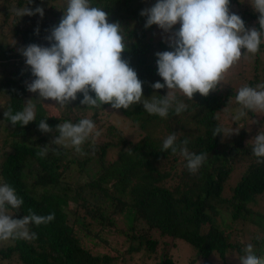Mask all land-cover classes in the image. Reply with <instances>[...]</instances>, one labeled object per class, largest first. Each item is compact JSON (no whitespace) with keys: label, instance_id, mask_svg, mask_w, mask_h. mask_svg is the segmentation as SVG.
Instances as JSON below:
<instances>
[{"label":"trees","instance_id":"1","mask_svg":"<svg viewBox=\"0 0 264 264\" xmlns=\"http://www.w3.org/2000/svg\"><path fill=\"white\" fill-rule=\"evenodd\" d=\"M91 3L108 13V22L123 26L127 50L122 56L142 81L144 98L166 95V88H152L156 82L163 83L157 74L155 54L173 49L155 38V25L145 27L147 17L140 15L144 9L128 11L129 0ZM155 3L151 0L149 8ZM54 5H60L59 15L51 13ZM24 6L33 11L42 8L43 17H17L15 9ZM66 7L67 0H32L30 4L27 0H0V21L9 29L2 36L6 46H0V183L10 184L24 201L19 211L10 209L13 218L27 215L29 208L37 215L55 213L48 224L29 226L37 234L36 240L0 242V262L181 264L182 242L194 254L185 264H240L249 243L254 254L264 258V236L241 243L235 228L237 223L247 222L264 232V215L250 209L264 196V163L258 164L252 152L254 137L264 132V113L249 111L238 121L232 119L236 112L231 113L230 128L261 127L248 134L247 141L240 127L228 140L224 141L221 134L213 136L214 129L222 126L218 113L232 102L237 104L238 89L264 84V43L252 56L251 72L238 74V87H219L207 97L197 93L192 101L177 95L187 105L179 115L173 110L167 118L150 115L139 103L130 110L112 109L110 105L88 109L80 104L82 94L60 108L27 90L35 77L21 51L31 44L50 47L53 42L47 37L58 26ZM232 9L246 28L259 30V13L250 0H230ZM258 59L260 67L255 65ZM30 99L36 104V120L23 127L12 125L4 112L9 107L13 113L21 111ZM113 110L136 128L133 140L113 124L104 123L99 126H105V141L86 142L82 146L85 155L52 143L59 123H77L83 118L96 123ZM42 119L53 132L39 130ZM171 134L177 136V145L187 140L189 152L205 154L197 172L189 171L179 150L175 154L170 149L161 151ZM45 146L49 151L41 157L38 153ZM71 166L76 168L74 174H66ZM228 258L233 263H228Z\"/></svg>","mask_w":264,"mask_h":264},{"label":"clouds","instance_id":"2","mask_svg":"<svg viewBox=\"0 0 264 264\" xmlns=\"http://www.w3.org/2000/svg\"><path fill=\"white\" fill-rule=\"evenodd\" d=\"M250 5L259 13V30L246 28L242 18L230 12V0H156L154 6L142 10L140 15L147 17L146 28L156 25L165 33H171L169 47L173 49L155 54L157 74L163 83L156 82L152 88H167V94L145 99L142 81L122 56L127 44L120 24L108 22V13L93 6L91 0H67L58 26L52 28L47 37L53 42L51 46L31 44L21 51L35 77L27 84V90L37 93L42 101H53L60 108L82 94L80 104L88 109L110 105L112 109L130 110L139 103L150 115L167 118L170 110L179 115L187 105L178 100L177 92L191 101L197 93L207 97L224 84L229 71L243 57L255 56L260 51L264 43V0H250ZM34 14L43 17L44 11L40 7L33 11L26 6L15 9L19 18ZM177 24L179 29L173 32ZM235 100L239 107L233 121L245 117L249 111L264 113V84L240 87ZM4 117L14 126H27L36 120V104L30 99L15 113L9 107ZM38 127L42 133L54 131L45 119L40 120ZM55 131L58 135L52 140L54 145L85 155L82 146L89 140L94 144L102 130L97 129L92 119L83 118L77 123H59ZM234 132L217 127L213 136H228ZM176 141L175 134L169 135L161 151L170 149L175 154L179 150L189 171L197 172L205 162V154L189 152L187 140L181 145ZM48 151L45 146L38 154L43 157ZM252 152L258 164L264 163V132L254 137ZM23 203L10 184L0 183V242L34 241L38 237L29 226L46 225L55 219V213L37 215L31 208L22 218H13L10 209L19 211ZM244 251L246 255L241 257L240 264H264V258L254 254L251 243Z\"/></svg>","mask_w":264,"mask_h":264},{"label":"rangeland","instance_id":"3","mask_svg":"<svg viewBox=\"0 0 264 264\" xmlns=\"http://www.w3.org/2000/svg\"><path fill=\"white\" fill-rule=\"evenodd\" d=\"M129 1H130L129 6L132 8L128 7V11H131V9L138 8V7H141L143 9L149 8L151 0H129ZM154 1L156 2V0H154ZM59 7H60V5L59 6L54 5L52 7L51 13L53 11H55V12H57V15H59L60 14ZM45 8L47 10L49 8V4H46ZM128 11H127V13H128ZM230 12H235V10L232 9V10H230ZM121 28L123 29V26H121ZM178 29H179V24L175 25L173 27L172 31L174 32ZM7 30H9L8 27L5 26V24L2 21H0V46H3V47L6 46L5 44H6L7 40L5 38H3L2 36L6 33ZM154 34H155L156 39L162 40V41L166 42L167 44H169V37H170L171 33H165L162 29L158 28V26L155 25L154 26ZM259 57H262V56L260 55ZM253 58L251 55H246L245 57H243L229 71V73L226 76V80L221 87H223V86L230 87V88L231 87H233V88L238 87L239 86L238 80L240 79L238 77V74L241 72H244V75L246 76L249 72H251L250 68L252 67V65H254ZM258 60H259V62L257 61L255 63L256 67H260V65L258 63H261V60L260 59H258ZM247 61H248V63H247ZM176 95H181V94L179 92H177ZM37 98H39V96H37ZM43 101H49V100H43ZM232 105H235L236 107H233ZM227 107H229V108H226L225 110H222L220 113H218V116H219L218 120L220 121V123L222 125L221 127L223 129H231L233 131H237V128L240 127L243 130L244 134L247 136L245 138L246 141L249 140L248 134H251V133L261 129V127H258V126H238L236 128H230L231 113H235L237 108L239 107V105L232 102ZM86 115H89V114H86ZM229 115H230V118H229ZM86 117H88V116H86ZM226 120H228V121H226ZM104 123H105V125L113 124L117 130L121 131L123 133V135L130 140H133L135 138L134 136L136 133V128L134 126H131L129 121L126 120L122 116V114L120 112H118L117 110L110 111L109 115L102 116L99 119H97V121H96V124L98 126H99V124L104 125ZM104 128H105V126H99V130H102L101 136L97 140H95V142L105 141L107 134L104 133ZM233 134H235V132L228 135V136L222 135V138L224 141L228 140V139L233 137ZM91 144H92V142H91ZM108 155L112 156L113 154L111 152V154L109 153ZM75 170H76V168L71 166L70 169L68 171H66V174H68L70 172L73 175ZM75 178H73L72 180H75ZM250 209L254 214L264 215V196H261L258 200H256V204L251 205ZM235 228H236V233L238 232L237 238L240 240L241 243H245L246 241H249L251 238H254L255 236H257V237L264 236V232L263 231L260 232L256 225H254V224L252 225V224H249L247 222H239L235 225ZM184 245H185L184 248L179 249L180 258L183 259L180 261V262H182L181 264H185V262L189 261L191 258L194 257V254L192 252L193 249L190 246H188L187 244H184L182 242L181 246H184ZM185 249H189V250H185ZM226 261L228 263H233V260L231 258H228Z\"/></svg>","mask_w":264,"mask_h":264}]
</instances>
